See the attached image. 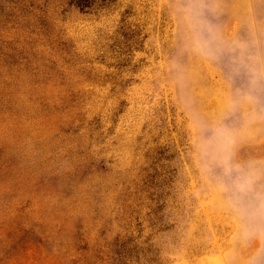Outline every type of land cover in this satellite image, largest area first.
<instances>
[{
    "label": "rangeland",
    "instance_id": "obj_1",
    "mask_svg": "<svg viewBox=\"0 0 264 264\" xmlns=\"http://www.w3.org/2000/svg\"><path fill=\"white\" fill-rule=\"evenodd\" d=\"M0 264H264V0H0Z\"/></svg>",
    "mask_w": 264,
    "mask_h": 264
}]
</instances>
